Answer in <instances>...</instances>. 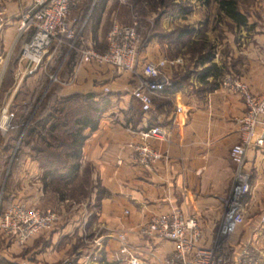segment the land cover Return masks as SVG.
Returning a JSON list of instances; mask_svg holds the SVG:
<instances>
[{"label":"crops","instance_id":"1","mask_svg":"<svg viewBox=\"0 0 264 264\" xmlns=\"http://www.w3.org/2000/svg\"><path fill=\"white\" fill-rule=\"evenodd\" d=\"M32 1L0 0L4 18L0 30V54L20 42L22 46L28 39L27 34L17 39V25L18 18ZM109 2L106 1L103 15ZM80 9L76 12L78 17ZM206 16L204 14L198 20L196 13L190 12L185 14L184 23L196 28L200 21L199 26L206 23L209 27L213 21ZM169 19L162 21L163 26L170 23ZM225 19L231 28L217 23L220 36H214V32L208 29L206 37L191 39L186 45L193 46L195 52L200 47V59H195L184 49L183 54L172 56L163 40L152 42L143 51L144 61L161 58L173 61L164 68L171 85L153 95V106L149 111H143L132 97L128 74L116 72L109 66L84 64L76 72L73 83L62 89L61 94L86 93L101 91L102 86L107 85L112 93L110 105L101 114L97 127L92 131L89 128L84 130L87 136L81 146L79 174L88 169L93 184L89 202L84 207L80 205L69 216L76 224L80 222L79 217L92 218V225L104 229L100 238L103 239V255L111 264H128L118 252L115 238L118 232L125 233L144 264H163L173 251L174 242L142 236L138 229L152 217L174 210H179L184 217L197 218L202 245H211L217 236L234 173L229 152L239 139V119L245 112L242 99L223 89L220 81L224 70L233 68L241 72L254 92L264 85V39L255 34L241 44L240 26ZM85 39L94 48L92 34L85 35ZM209 65L214 67L208 70ZM4 72L0 78V82L3 77L5 79L0 87V104L14 109L17 96L23 90V86H18L17 77L28 71L19 57L11 76ZM31 72L26 79L31 77ZM25 102L24 98L19 108ZM177 107L185 115L182 127L177 126L174 118ZM154 126L163 128L166 135L163 139L148 140L161 157L147 169L133 161L128 145L139 141V131ZM20 153L23 160L11 181L15 192L2 209L20 202L44 211L47 205L43 169L28 150ZM246 167L250 173V192L246 197L244 220L230 238L231 256L236 257L242 247H248L264 260V145L247 149ZM0 238L10 243L4 252L14 251L18 246L13 240ZM1 254L4 253L1 251Z\"/></svg>","mask_w":264,"mask_h":264},{"label":"built area","instance_id":"2","mask_svg":"<svg viewBox=\"0 0 264 264\" xmlns=\"http://www.w3.org/2000/svg\"><path fill=\"white\" fill-rule=\"evenodd\" d=\"M85 0H33L31 5L18 18L17 39L25 34L30 37L23 42L20 60L25 62L26 71L43 68L50 84L69 85L76 72L84 64L109 66L116 72L127 73L131 85V95L143 111L153 106V95L171 85L164 68L172 63L166 58L144 61L142 53L149 46L143 37V24L133 16L129 23L114 21L106 35V49L97 51L86 43L83 28L87 16L79 21L76 12ZM124 2V0H119ZM0 9V30L4 20ZM77 43L82 47L73 72L67 80L59 76L67 53L63 55L54 71L48 72L53 58L58 57L63 46L67 51ZM12 48L0 54V78L9 63ZM220 85L228 92L238 95L245 112L239 119V139L230 148V159L234 173L230 194L226 200L225 212L218 228L217 236L209 246L201 244V228L196 217H184L179 210L166 215H157L142 224L138 232L142 236L168 239L174 242L173 251L166 256L163 264H264V260L253 249L242 247L236 257L231 256L233 248L230 238L242 224L247 208L246 197L250 192V173L246 167V153L251 146L264 145V85L254 92L250 85L239 76L227 74ZM103 90L109 91L106 86ZM16 113L7 104H0V135L5 136L12 127ZM174 118L177 126L185 123L181 108H176ZM139 141L129 143L134 162L150 169L161 154L154 150L148 140L163 139L166 132L159 126L149 127L138 132ZM264 220V217H262ZM58 221L52 210L42 211L25 203H13L0 213V236L24 244L29 239L47 230ZM118 252L128 264H144L129 243L125 233L115 235ZM72 264V263H69Z\"/></svg>","mask_w":264,"mask_h":264},{"label":"rangeland","instance_id":"3","mask_svg":"<svg viewBox=\"0 0 264 264\" xmlns=\"http://www.w3.org/2000/svg\"><path fill=\"white\" fill-rule=\"evenodd\" d=\"M237 2L239 10L247 18V24L239 28V42L242 44L254 37L255 34L264 39V0H237ZM153 3V0H124V2L110 0L98 29L97 39L93 43L94 48L97 50L106 48V35L114 21L129 23L133 16H136L142 21L143 37L149 43L146 49L152 42L163 40L167 45L166 49L172 56L183 54L181 51L184 49V51H189L195 59H200L202 55L200 47L195 52L193 46H186L190 40L206 37L205 31L207 32L208 29L214 32L212 33L214 36H220V32H217L220 30L217 28V23L231 28L225 17L221 15L217 8V2L214 0H165L164 4L157 2L159 6H156V9ZM190 12H195L198 20L202 19L205 14L206 18H211L213 22L208 27L206 23L199 26V21L196 28L194 25L185 24V14ZM167 17L171 18L169 19L170 23L163 26L162 21ZM214 21H216L215 24ZM90 28L91 21L86 29V36L91 34ZM18 46L21 50V42L15 48ZM15 48L13 49L15 50ZM205 50L208 51L209 48H205ZM56 58L52 59L51 65L47 69L48 72L54 71L55 68L51 67ZM9 66L10 63L6 69ZM27 74L17 77L18 86H23V90L17 96L16 106L13 107L16 117L20 113L19 103L23 102L24 98L27 101L33 91L38 95L37 106L47 91L51 90L61 95L62 89L65 87L63 84H50L43 68H35L28 79H26ZM61 74L62 71L59 74L60 78L67 80V78H62ZM227 74L242 77L241 72L235 71L233 68L225 69L222 77ZM106 86L103 85L102 90L96 91V93L109 98L112 93L103 90ZM10 142L5 136L0 135V208L3 207H1V203L6 206L11 200V194L15 192L11 181L23 160L20 152L28 150L26 146L22 147L19 141L14 146H8ZM18 147L19 151H16ZM59 185H61L59 188L64 192L66 200L58 201V196L53 193L55 184L48 185L44 190L47 205L45 210H52L58 215L57 223L26 243H17L18 246L11 252L6 250L4 252V248L6 249L10 243H6L0 238V264H111L105 260L103 255V239L100 238L104 234V229L92 225L94 222L92 218L79 217L80 222L76 224L72 221L74 218L69 217L73 210L78 209L80 205L84 207L89 202L93 184L87 178V174H80L78 179L66 186ZM1 251L4 254H1Z\"/></svg>","mask_w":264,"mask_h":264},{"label":"trees","instance_id":"4","mask_svg":"<svg viewBox=\"0 0 264 264\" xmlns=\"http://www.w3.org/2000/svg\"><path fill=\"white\" fill-rule=\"evenodd\" d=\"M106 1L85 0L81 5L79 21H82L88 14L83 34L85 36L91 21L90 29L94 41L97 39ZM214 1L217 2L219 11L233 23L238 26L247 24L246 15L239 10L237 0ZM153 2L156 9V6H159L158 3L164 4L165 0H153ZM29 37L30 34H27V38ZM81 47L82 45L77 43L74 48L67 51V45L63 46L51 68H55L58 61L67 53L61 69V77H70ZM20 51L19 46L15 48L9 60L10 66L4 74L8 73L11 76V72L20 57ZM213 67L214 65H209L207 69ZM4 80L3 77L0 87ZM37 97L35 91L30 94L25 105L20 108V113L14 119V123L7 131L5 138L11 141L8 146H14L19 141L22 147L28 148L29 154L37 160L43 169V189L45 190L48 185L55 184L53 193L58 196V201H60L65 199V195L59 188L61 186L59 184L66 186L80 176L81 146L87 136L84 134V130L89 128L92 131L97 127L101 114L110 105V99L93 91L60 95L58 92L49 90L36 106ZM16 151H19V147ZM83 173H86L89 179L88 169H85ZM2 206H4L3 203H1ZM2 208H0V213L3 211Z\"/></svg>","mask_w":264,"mask_h":264}]
</instances>
